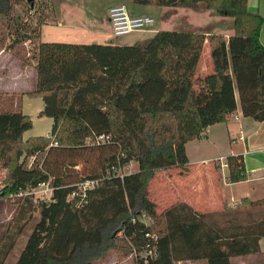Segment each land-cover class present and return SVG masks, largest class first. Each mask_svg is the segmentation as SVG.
Returning a JSON list of instances; mask_svg holds the SVG:
<instances>
[{
  "label": "trees",
  "instance_id": "obj_1",
  "mask_svg": "<svg viewBox=\"0 0 264 264\" xmlns=\"http://www.w3.org/2000/svg\"><path fill=\"white\" fill-rule=\"evenodd\" d=\"M47 2L53 9L52 0H44L43 7H48ZM131 3L212 10L233 19L234 33L225 39L192 30H157L133 44L38 40L30 55L24 43L31 40V33L40 38L47 18L41 15L28 29L19 21L17 6L25 4L32 14L37 11L36 1L0 0V19L5 22L0 20V50L14 53L21 67L33 61L36 81L28 95L42 99L39 116L53 121L49 135L24 139L23 134L32 127L31 117L21 111H0V169L5 170L0 189V264H6L22 234V225L11 230L9 222L4 227L3 201L46 182L53 187L50 200L37 205L27 196L14 200L16 216L38 212L39 219L13 264H93L108 249L117 247L134 251L135 264H230L231 257L260 254L264 197L240 200L238 206L246 210L244 225L238 211L225 213L219 225L209 220L210 215L197 213L186 204L158 213L148 185L159 170H185L189 162L185 144L205 137L211 124L225 123L237 102L243 116L264 121L262 16L249 9L248 0ZM204 45L209 48L207 59L216 82L213 93L220 107L214 114L209 106L201 119L179 129V112L205 109L194 102V79L203 61ZM198 104L203 106L199 105L201 111ZM99 135L107 139L86 142ZM39 154H43L41 161L29 165L27 159ZM82 158L94 159L96 165L81 173L77 165ZM226 159L228 180L245 181L242 156ZM132 161L137 162L138 171L120 177L117 169ZM87 179L99 182L87 192V202L77 207L78 198L68 200V195L76 182ZM252 209H257L256 214ZM142 215L151 223H145ZM118 232L129 246L114 240ZM149 245H154L155 253L142 256Z\"/></svg>",
  "mask_w": 264,
  "mask_h": 264
},
{
  "label": "rangeland",
  "instance_id": "obj_2",
  "mask_svg": "<svg viewBox=\"0 0 264 264\" xmlns=\"http://www.w3.org/2000/svg\"><path fill=\"white\" fill-rule=\"evenodd\" d=\"M35 1L37 11H33L32 14L27 13L26 5L21 4L17 6L16 14L20 15L19 21L22 22V24L24 23L28 29L35 25L36 20L41 15L47 18V24L41 26V42L79 43L77 41H80L88 44L108 42L107 39L110 36L114 37L112 30L110 29L108 22H104V24L101 26V22L98 18V13L105 7H107V5H109L110 8L113 6H125L128 12L132 15H146L154 19V22L145 29L135 30L129 34L117 37L116 39L122 43L133 44L136 41L150 38L153 35L154 31L160 29L164 30L160 28L163 20L161 18V15L159 16V9H157V7L151 6L146 7L143 10L137 9L136 11L135 5L131 3V0H52V5H54L53 9L49 6L50 4L48 2V7L44 8V5L42 3L44 0ZM60 4H85L90 5V7H92V10L89 7L88 8L90 10L88 8L85 9L81 7L72 8V6L70 5L60 6V8L57 9L56 6ZM184 14H188L189 16L188 20L187 17L184 19H186L187 22H189L190 20V22L194 24H199L208 20L206 15H202L201 13L193 10L186 11V13ZM0 20L1 22L5 23L4 20ZM57 20L58 24H55ZM228 20L231 22V28L233 29L232 18L228 17ZM177 28L189 29L187 26H180ZM101 30L106 31L105 34H100L99 32ZM64 34H68L72 38H65L63 37ZM106 35L108 37H106V40H103V37H105ZM31 36V40H27L24 43L25 48L27 49L30 55L34 53L39 40L35 37V35H33V33H31ZM10 41L11 37L10 39L8 38V44ZM1 52L2 51L0 50V53ZM202 64H206L207 66H209V62L205 58V55L203 56V61L201 65ZM206 74L211 76V78L209 79V88H211V90L215 93L216 82L214 77H212V72L210 68H208V72H206ZM35 80L36 72L32 60L30 65L26 67H21L20 61L16 58L14 53H12L7 48L3 50V53L0 54V111L12 110L14 108L12 104L15 99L18 104L19 102L24 103L25 110L33 115V118H31L32 127L25 132L24 138L32 136L49 135L53 123L52 119L49 117L40 118L36 116V109L43 104L41 98L24 97L23 101L21 100V94L25 93V91H28L27 89H32L33 87H35ZM199 83H201L200 80ZM11 89L19 90H15L11 93ZM199 105L201 104H198L197 106L199 107ZM200 107L199 110L201 111L203 109V106L202 109ZM213 109V107H209V112H212ZM181 125L182 118L178 117L179 129L181 128ZM226 126V123L211 124L209 127V133H206L207 137H201L199 139L189 141L185 144L186 154L189 157L191 168H195L197 166L196 163L202 159H206L207 161H210V164L214 165V158H218L219 156L227 157L233 152L237 153L243 150L244 146L242 141L237 140L239 137L238 130L233 126H228L229 128ZM42 157L43 154L37 155L35 161H41ZM30 160V158L27 159L28 164L31 163ZM94 164L96 165L94 159L82 158L78 163L77 168L78 170H80L81 173H85L84 171H86L90 165ZM136 171H138V164L135 161L130 162L129 165L124 166L122 168V172L124 173ZM187 171L189 170H182L178 167V169L172 168L168 170H159L155 173L154 177L151 179L148 185V195L149 198L155 203L156 210L158 213L171 206H179L182 204L180 202L181 200H178L182 199L180 198V192H178L176 197V194L173 193L175 188H170L171 186H169L168 184V179L174 178V176H177L178 174L180 177H186V182H188ZM4 177L5 170L0 169V189L3 185ZM183 184L184 182L180 183L178 186ZM247 186L248 183L246 182L242 183L241 185H236L232 188H229L231 190L230 193L231 195L234 193L235 195H237L238 192L245 189ZM260 192L264 195V188L263 192ZM47 197H50L49 193H47ZM15 199L16 198H8L7 200L3 201L4 206L1 220L4 223V227H6L9 222H11V230L16 224L17 226L22 225V234L18 237L15 248L12 250L8 258L6 259V264L14 263L26 242L28 234L31 232L34 224L39 219L38 212H33L31 215H26V217L24 218H19V216H16L15 208L17 206V201H14ZM30 199L32 200L34 205L43 202V200L35 199V197L33 196L30 197ZM228 207L229 206L225 205V207H222V209L210 212L209 220L217 221L219 225H221L223 218H225V213H227V211L225 212L224 210H228ZM239 208L242 209L241 207ZM257 209H252L254 214H256ZM233 211L241 212V217L242 214L246 215L245 208L241 211L237 209H233ZM255 216L256 215H254V217ZM141 219L147 224L151 223V220L149 218H146L144 215L141 216ZM114 240L122 247L124 246V244H128L129 246V243H127V239L124 237L122 232H118ZM135 260L136 253L134 251L127 252L126 247L122 249L117 247L108 249L101 257L94 260L93 264H135ZM197 264L203 263L200 262Z\"/></svg>",
  "mask_w": 264,
  "mask_h": 264
},
{
  "label": "crops",
  "instance_id": "obj_3",
  "mask_svg": "<svg viewBox=\"0 0 264 264\" xmlns=\"http://www.w3.org/2000/svg\"><path fill=\"white\" fill-rule=\"evenodd\" d=\"M70 5L72 8H85L87 9L90 5L85 4H60L56 6V8H60V6ZM157 7L159 9V16L161 15L162 24L161 27L164 30H192L197 32H202L205 35L209 34H220L228 39L233 33L234 29L231 28V22L228 20V17L219 16L215 14L212 10H202L196 11L201 13L202 15H206V21L194 24L191 23L188 14L186 11L192 10L184 7H161L156 5H147V6H139L135 5V9L143 10L146 7ZM248 7L250 10L259 13L263 18V23L259 33V40L261 44L264 46V0H248ZM88 8V9H89ZM109 5L105 7L98 13L99 21L101 22V26L104 22H108L109 26V19H108V11ZM56 9V13H57ZM90 10V9H89ZM194 11V10H193ZM57 16V15H56ZM187 17V20L184 19ZM230 18V17H229ZM57 19V18H56ZM233 21V19H232ZM56 21L55 24L57 23ZM180 26H187L189 29H180L177 27ZM102 28V27H101ZM111 29V26H110ZM161 30V29H160ZM106 31L101 30L100 34H105ZM156 31L153 32V34ZM41 36H42V27H41ZM153 36V35H152ZM63 37L65 38H72L68 34H64ZM106 37H103V40H106ZM40 40V38H39ZM108 42H104L102 44H127L118 41L116 38L110 36ZM116 41V42H115ZM79 42L78 44H88L84 42ZM206 42V41H205ZM3 53V50H1ZM0 53V54H1ZM209 53V48L207 45H204V52L203 56L207 59V55ZM208 60V59H207ZM209 66L206 64H202L200 69L197 71L194 79V88L196 91V96L194 98V102H199L205 106L204 111L199 112H192L190 110H184L177 114L178 117L182 118V128H187L192 121L197 119H201V116L207 114V108L209 106H213L214 110L213 113L215 114L216 111L219 109L220 104L218 102L217 96L214 95L213 91L209 88V79L211 78L210 75H207ZM25 71V70H24ZM199 80L201 83H199ZM36 81V80H35ZM20 89V88H19ZM15 89V90H19ZM32 89H27L25 93L21 94V100L23 101L24 97H30L28 92L32 91ZM11 89V93L15 91ZM10 91V90H9ZM37 98V97H35ZM40 98V97H39ZM43 103V102H42ZM14 108L13 111H21L24 114H28L31 118L33 115L25 110L24 103L19 102V104L15 101L12 104ZM18 106V107H17ZM17 107V108H15ZM43 104L39 106L36 110L37 117H45L39 116V112L42 110ZM226 123V127H235L239 132V137L237 140L242 141L243 143V150L237 153H231L230 155H241L244 162V167L247 173V179L245 181L240 182H230L228 180V168L221 169L219 168L215 162L214 165L210 164V161L206 159H202L196 163L195 168H191L190 161L188 157V164L186 165L185 170L187 171V179L186 177H180L178 174L174 176V178L168 179V184L171 186L170 188H175L174 192L177 194L180 192V202L182 204H186L189 206L193 211L201 214L210 215V212L217 211L219 209L224 208L225 205L229 206L227 211L228 214L234 213L233 209L243 210L238 207V203L240 200L247 198L249 200H256L259 198H263L264 195L260 191L263 192L264 188V121H256L250 117H245L242 115L240 110L239 104L237 102L236 110L228 116ZM222 123V124H225ZM209 127L206 129V133H209ZM228 127V128H229ZM25 134V133H24ZM23 134V138H24ZM207 137V134L205 135ZM27 139V138H24ZM228 155V156H230ZM215 159V158H214ZM213 159V160H214ZM178 169V167H171L169 169ZM168 170V169H167ZM183 185L178 186L180 183ZM248 183V186L238 192L237 195L230 193V189L236 185H241L242 183ZM178 186V187H177ZM174 195V194H173ZM177 201V198H176ZM239 218L243 217V225L245 219V214L239 213ZM218 223V222H217ZM240 228V226H239ZM258 246L260 250V254H249L244 256H235L230 258V264H264V236L260 237L258 240ZM191 264V263H190Z\"/></svg>",
  "mask_w": 264,
  "mask_h": 264
},
{
  "label": "built area",
  "instance_id": "obj_4",
  "mask_svg": "<svg viewBox=\"0 0 264 264\" xmlns=\"http://www.w3.org/2000/svg\"><path fill=\"white\" fill-rule=\"evenodd\" d=\"M108 19L111 26V30L113 33L114 38L121 37L123 35L129 34L135 30H142L146 27L150 26L154 19L150 16L141 15H131L125 6H113L109 8L108 10ZM107 139V137L103 135L95 136V138H88L86 140L87 143L95 142V143H101L104 142ZM31 165L33 161L35 160V156L30 157ZM216 165L221 169H227L228 163L227 159L224 156H219L218 158H215L213 160ZM123 167H119L117 169L118 174L120 177L123 176L122 172ZM98 179H87L85 181L79 182L75 185V189L68 195V200H74L78 198L76 201V206L79 207L83 203H86L87 198V192L94 188L98 184ZM47 193H49L50 197H47ZM53 193V187L48 183H40L38 186L33 188H27L23 191H19L16 194L9 195V198H16V197H35V199L48 201L50 200ZM155 239V238H153ZM155 253V247L152 245V247L148 246V251L142 253V256H146L149 254L152 256Z\"/></svg>",
  "mask_w": 264,
  "mask_h": 264
}]
</instances>
